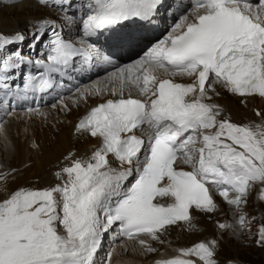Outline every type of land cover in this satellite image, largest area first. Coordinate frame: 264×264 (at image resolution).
I'll return each instance as SVG.
<instances>
[{"label": "snow or ice", "instance_id": "6c2138e0", "mask_svg": "<svg viewBox=\"0 0 264 264\" xmlns=\"http://www.w3.org/2000/svg\"><path fill=\"white\" fill-rule=\"evenodd\" d=\"M34 2L57 14L33 17L27 29L5 31L0 21L4 114L62 86L58 77L98 64L114 71L76 90L77 101L106 97L75 126L99 144L69 152L56 183L12 188L16 170L0 171V264H97L109 232L157 253L149 240L163 245L181 222L195 230L193 211L214 214L217 196L235 217L218 229L248 227L255 217L243 208L264 201V111L233 121L214 97L219 88L264 98V0H188L167 35L122 65L114 57L138 46L175 0ZM256 235L264 247V224ZM221 250V239L204 238L153 264H221Z\"/></svg>", "mask_w": 264, "mask_h": 264}, {"label": "bare ground", "instance_id": "6f19581e", "mask_svg": "<svg viewBox=\"0 0 264 264\" xmlns=\"http://www.w3.org/2000/svg\"><path fill=\"white\" fill-rule=\"evenodd\" d=\"M187 3L188 0H183V4L180 3V0L175 1L172 8H170V11L168 10L172 13V18L170 20L167 12L162 11L161 15L163 19H161V24L158 23L159 28H162L161 25L168 24V22L171 23L172 27L181 14L182 7ZM50 14V8L38 7L34 0H24L23 3L10 6L7 9V12L0 9V16L6 18L4 19L6 22L3 24L5 25L3 26L5 31L15 28L27 29L29 28V21L33 17ZM0 20L2 19L0 18ZM26 51H28L27 48H25V52ZM144 51H146V49L143 50L140 55H143ZM119 56L120 55L118 54L116 57ZM106 67L107 65L98 64V70L100 73L89 81L84 78V83L77 89L89 88L100 82L107 83L109 73L114 71V69L107 70L106 72L104 71ZM112 86L114 85H108V87ZM218 91L221 93V99L214 97V100L225 109V114L230 115L233 121L243 122L247 119H256L254 115L255 111H264V98L258 96L250 98L239 97L219 88ZM68 92L70 91L65 90V93ZM68 98H70V101ZM105 98L106 97L93 95L77 101L75 91L69 94V97L65 96L61 100L68 105V107L65 108L67 112L58 104L56 105L55 111L49 109L48 112V109L46 110L48 112L47 117L39 116L38 110L36 115L31 116L28 115L26 111L23 112V110L20 109L13 111L12 115H9L11 117L8 119L10 122L6 124L7 127L2 128L3 126L0 125V171L16 170V172L13 173L16 177L15 182H10V186L12 188H16L19 185L34 187L50 186L57 182L53 174L59 167L66 163L64 157L67 156L69 152H75L77 155H82L85 154L86 151L90 153L93 145L98 146L99 141L97 139L86 134L81 135L76 131L75 126L79 119H81L91 107L103 102ZM66 99L68 100L66 101ZM61 112L63 113L62 115L58 114ZM35 116H37L38 120L35 123H31V117ZM64 121H66V123L68 121L66 127L63 124ZM20 127L25 129L27 136L24 140L19 138L17 142H14V150L12 149L13 151L11 152L10 149L12 147L10 146V148L8 146V139H10V135L13 134V132H16V130H19ZM30 146H32V148ZM2 156L5 157L2 159ZM4 160H7V162L6 165L3 166L2 162ZM16 163L17 166L15 165ZM216 200L219 205L221 201L222 203L224 202L223 199L218 196L216 197ZM166 202L169 201L166 200ZM223 204H226V202ZM263 205V201L258 202L259 214L264 218ZM200 213L201 212L197 210L193 211L195 230H188L187 226L182 222L179 226H171L169 228L168 232L171 231L173 235H176L177 232L180 233V236H175L170 240L164 239L165 252L160 253V250H162L160 248L162 246L161 244L149 240V243H151L153 247H156L158 252L156 255L155 253H147L146 255H148V257L141 258L138 254L144 252L137 242L131 240L122 242L116 240L117 242L111 243V246H113L112 248H107L103 246V243L106 241L104 239L96 259H98L99 256L101 257L103 252H109L114 249L112 264H153L154 260L161 257H171L176 254L178 248L189 247L192 243L198 242L204 238L209 237V239H211L215 237L222 240V238L226 237V234L223 236V231L218 229L217 224L225 222L232 224L231 216L233 215V208L231 209L228 205H220V209L214 213L217 214L216 222L208 223L206 225L202 220L199 221V224L197 223L198 219L202 218V215H199ZM230 231L232 232L231 229ZM143 238L148 239L147 237Z\"/></svg>", "mask_w": 264, "mask_h": 264}, {"label": "rangeland", "instance_id": "374dc122", "mask_svg": "<svg viewBox=\"0 0 264 264\" xmlns=\"http://www.w3.org/2000/svg\"><path fill=\"white\" fill-rule=\"evenodd\" d=\"M8 6H9V0H0V9L2 11H6L7 12V9L10 7V6L9 7ZM50 12H51L50 15H56L57 14V10L56 9H51L50 8ZM0 18L2 19L0 21H3V24H4L6 22V21H4V19H6V18L4 16H0ZM3 26H5V25H3ZM75 91L76 90H74L73 92H75ZM73 92H68L64 96L61 95V97L58 98L57 100H55L54 102H52V103H50V104H48L46 106H43L40 110H38L39 111V116L47 117L49 109H52L53 111H55L57 104L59 106L61 105V107H63V109L66 110L65 107H64L66 102L63 103L61 100L65 96L69 97V94H71ZM217 98L221 99L220 96H218ZM68 99L70 101V98H68ZM68 99H66V101ZM67 103H69V102H67ZM23 112H25V111H23ZM66 112H67V110H66ZM0 114H3L2 117L0 116V122H1L0 125L3 126L2 128H5V127H7L6 124L10 122V120H8V119L11 116L4 114V112L2 110H0ZM58 114L62 115L63 113L61 112V113H58ZM28 115H30V114H28ZM30 120H31V123H35L38 119H37V116H35V117H31ZM61 124H62V122H61ZM63 124L66 127V124H68V121H67V123H66V121H64ZM50 126H51V123H50ZM57 133H58V131H57ZM23 134H24V136H23ZM26 136H27V134L25 132V129L22 128V127H20L19 130H16V132H13V134L10 135V139L11 140L8 139V142H9L8 146L12 147V148L10 147L11 148L10 149L11 152L14 150V142H17L19 138H22V140H24L26 138ZM30 147L32 148V146H30ZM4 157L5 156H2V159ZM6 162H7V160L6 161L4 160L2 162V165L3 166L6 165ZM15 165L17 166V163ZM257 201L259 202L260 200H258L256 198H251L248 201L247 205L243 208V212L247 214V216H248V218L250 220H251L252 217H255V220L248 227H246L242 232H240L237 235H232L230 233L231 232L230 229H229V233H228V230L227 231H223V233H224L223 236L226 234V237H225L226 239L222 238V241H223L222 242V250L220 252L221 264H227V261L229 259L233 260L234 264H264V247L258 246L255 243V241L257 239V235H256L257 229L259 228V226L261 224H264V218L259 214L258 202ZM223 203L221 201L220 205H227V203L226 204H223ZM263 203H264V201H263ZM230 207L232 209V206H230ZM263 207H264V205H263ZM199 215H202V218L198 219V221H197L198 224H199V221H201V220L204 222L205 225L208 224V223L216 222L217 214H212L211 215V214H205V213L201 212ZM231 219H232L231 223H234V219H235L234 214L231 216ZM175 236L176 237L180 236V233L176 232V235H173V233H171V231H169V232H167V234L164 237H162V239L170 240L171 238H173ZM229 238H231V239H229ZM208 239H209V237H208ZM105 240L106 241L103 243V246H105L107 248H109V247L112 248L113 246H111V244H108V241H107L108 239L106 238ZM160 248L162 249V250H160V253L166 251L165 244H163ZM104 254H108V253L107 252H105V253L103 252L101 255H104ZM156 254L157 253H155V255ZM138 255L141 258H145L146 256L148 257V255H146L144 253H141V254H138Z\"/></svg>", "mask_w": 264, "mask_h": 264}]
</instances>
